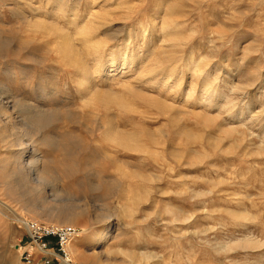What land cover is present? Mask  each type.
<instances>
[{"label":"rangeland","instance_id":"rangeland-1","mask_svg":"<svg viewBox=\"0 0 264 264\" xmlns=\"http://www.w3.org/2000/svg\"><path fill=\"white\" fill-rule=\"evenodd\" d=\"M90 22L100 24L86 37L99 43L96 54L80 35ZM165 22L178 24L171 38L180 45L161 32ZM127 38L131 72L96 76L97 66L121 62ZM0 41L6 114L15 126L21 103L56 114L49 131L64 150L38 146V166L59 180L62 203L89 210L90 220L73 226L88 231L84 258L71 244L72 264H130L142 254V264H264V0H0ZM189 56L202 61L203 76L182 64ZM170 70L178 76L166 87L146 84ZM109 95L128 108L107 104ZM110 129L142 150L110 141ZM8 135L0 161L15 150ZM25 157L32 161L31 150ZM103 209L114 213L109 236L91 252L92 217ZM34 218L0 178V264H24L18 246Z\"/></svg>","mask_w":264,"mask_h":264},{"label":"bare ground","instance_id":"bare-ground-1","mask_svg":"<svg viewBox=\"0 0 264 264\" xmlns=\"http://www.w3.org/2000/svg\"><path fill=\"white\" fill-rule=\"evenodd\" d=\"M166 22L162 24L160 30H162L161 32L165 33L166 36L171 38L174 36V35L172 36L173 30L177 27L178 24L166 23ZM103 23H104V21L100 24L102 25ZM155 23L156 22L154 21V23L152 25L155 26ZM100 24H98V25H100ZM98 25H96L93 22H90V25L86 24L84 26V29L80 31V35L82 36V38H84L83 41H84V45H86L85 48L88 49V47H90V49H88V51L93 50V52L95 54L98 53L97 44H99V43L88 42L87 38L94 32L96 26H98ZM38 26H39V28L54 30L53 27H51V26L49 27L47 25H44L43 23H40ZM164 38H166V37H164ZM169 41H172V43H174V45H177V46L180 45V43H181V40L178 36L171 38V40H169ZM2 42L0 41V48H2L4 46V44ZM131 42H132L131 39L127 38L124 41V44L122 45L121 49L119 48L120 50H117L118 52H121V57H120L121 62H119L115 68L113 67L115 62L113 60H111V62H109V64H105L104 66L103 65L97 66L95 71H94V74L99 77L103 73V75H102L103 78H109V77H114V76L118 77V75H119V77H124L125 75H128L131 72V69H133L135 67V58H136V56H133L129 59L127 56L128 50L131 46ZM71 48H72V46L70 44L68 45V47L62 48L65 56H67V54L70 55L74 52V49H71ZM181 60L184 61L183 58H180L177 60V62L181 61ZM201 62L202 61L195 62V61H193L192 56H189V57H186L185 63H182V62L181 63L185 66V68L187 67V68L192 69V71L195 75L198 74L199 76H201V75L203 76V74H202L203 71H201V66H203V65ZM171 71L172 70L166 72V74L164 73L165 74V75H163L164 77L162 76L159 80H157L154 75H150V76L147 75L148 77L146 80V84H149L151 86H155V85H159V82H161L162 85L164 87H166V85H168L169 83H172L171 80L173 78V75L174 74L177 75L176 71H175L176 73L174 71H173L174 73ZM208 76H209V74H208ZM102 80H104V79H102ZM80 81H82L83 86H87L90 83V80L88 78H82ZM211 83L212 82H210V84ZM205 84H206V82H205ZM205 91H206V89H205ZM205 91H203V93H205ZM208 92L206 91L205 95H207ZM202 95H204V94H202ZM108 97L110 99L107 100V104L116 103V105H119V106L124 107V108H128V104H127L125 99L124 100H120V99L117 100L115 98V96H110V95ZM140 97L144 98V96H140ZM204 98L202 100L200 98L202 103H203V100L207 99V98H205V99ZM208 98H210V97H208ZM2 102L3 101L0 100V138L4 139L5 133L9 134L8 137H11V139H12L11 147H13L15 149L14 152H12L13 154H11L12 156H9L6 159L0 161V178L3 181V185L6 186V188L9 189L11 192H13V193L15 192V194H18V196L23 199V202L26 204V211L28 210L31 214H33L35 216L34 219H36L38 222L41 221L43 223H46V224L40 223L41 225L43 224L45 226L52 227V228H58V229H61V228L74 229L73 226H76L78 224V222H81V221L85 222V221L90 220L89 210L87 209L86 204L77 205L70 199L67 200L65 203L64 202L62 203V201L60 199H58L61 197V193L57 187L58 184L56 185L53 182H56L59 180L53 178L50 170L47 167L41 166V168H39L40 166H38L41 163L39 161L40 155L37 152L38 146L44 145L46 147H52L55 145L56 148H58V149L61 148L64 150L63 141H61V140L57 141L56 139H54L52 133L49 131L52 123L54 121H56V119H57L56 114L41 110V109L34 107L32 105H29V104L21 103V105L19 106L18 112H20L23 116L22 125L21 126H18V125L15 126L10 121L11 117L6 114L7 110H5L6 108L2 105ZM207 102H208V100H207ZM205 103H206V101H205ZM157 105H158V107L161 106L159 104H157ZM161 107L163 109L164 105H162ZM109 131L110 132H109L108 137H109L110 141H112V142L114 141L116 144H119V145L126 147V148H129V149H134L136 151L142 150V147L139 144H137V142L135 141L136 140L135 137H133L132 135H125V133L122 134V133H119L116 131L113 132L112 129H110ZM29 150H31L32 161L30 162L28 160L29 163L28 162L25 163L26 159H24V158L28 159V157H25V156L28 154ZM169 154L171 156H173L174 158L178 157V155L174 152H170ZM67 155H68V153H67ZM71 156L72 155H70L69 158H71ZM150 156H152V155L150 154ZM157 156L159 157V155H157ZM29 157H31V156H29ZM12 159H16L15 162H14V160L12 161ZM27 163H28V165L26 167L25 164H27ZM23 180L29 181V182L31 181V184L33 183L32 185H28L29 190H27V191H25L23 189V187L26 188L27 185L22 186V184H21V182ZM29 182H27V183L29 184ZM99 182H101V181H98V183ZM47 183L52 184L51 186H52L53 193L51 195V198H52L51 201H48L47 198L42 193L44 186ZM93 189L96 191L97 190L100 191L102 189V187L99 185H95L93 187ZM69 192H70V190H69ZM69 192L67 190L63 191L62 196L71 198L73 195H71ZM100 212L101 213L96 214L95 216L92 217L93 223L98 224L99 228L96 230L97 231L96 234L91 238V241L89 243V249L91 250V252H95L94 250H95L96 246L98 244L104 243L107 240V238L109 236V230L111 227V219L114 216V213L111 210L103 209ZM33 222H35V221H33ZM38 222H36V223H38ZM53 223H57L58 225H47V224H53ZM23 226H24V224H23ZM87 231H88L87 229H83V230L79 231L78 236L75 239V248H73V253L75 252L74 254L81 256V258H84V254L81 251L82 238L84 237V235H86ZM72 243H74V242H72ZM71 248H72V245H71ZM71 248H69L70 253L72 251ZM92 255H95V254L93 253ZM148 256L149 255H143L142 254L139 259L138 258L134 259V258L129 256V258H128L129 263L130 264H142V262H143L142 260H147ZM70 258H71V254H70Z\"/></svg>","mask_w":264,"mask_h":264},{"label":"built area","instance_id":"built-area-1","mask_svg":"<svg viewBox=\"0 0 264 264\" xmlns=\"http://www.w3.org/2000/svg\"><path fill=\"white\" fill-rule=\"evenodd\" d=\"M26 242L18 246L24 264H72L70 247L78 231L52 228L33 221H25Z\"/></svg>","mask_w":264,"mask_h":264},{"label":"crops","instance_id":"crops-1","mask_svg":"<svg viewBox=\"0 0 264 264\" xmlns=\"http://www.w3.org/2000/svg\"><path fill=\"white\" fill-rule=\"evenodd\" d=\"M56 263H57V264H62V263H61V262H59V261H55V263H54V264H56Z\"/></svg>","mask_w":264,"mask_h":264}]
</instances>
